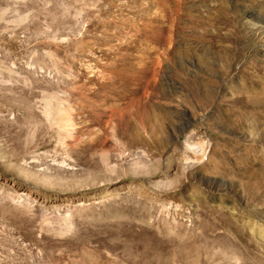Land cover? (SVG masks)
<instances>
[{
	"label": "rangeland",
	"instance_id": "374dc122",
	"mask_svg": "<svg viewBox=\"0 0 264 264\" xmlns=\"http://www.w3.org/2000/svg\"><path fill=\"white\" fill-rule=\"evenodd\" d=\"M263 88L264 0H0V264H264Z\"/></svg>",
	"mask_w": 264,
	"mask_h": 264
},
{
	"label": "bare ground",
	"instance_id": "6f19581e",
	"mask_svg": "<svg viewBox=\"0 0 264 264\" xmlns=\"http://www.w3.org/2000/svg\"><path fill=\"white\" fill-rule=\"evenodd\" d=\"M251 67L253 68L254 71L259 72V66L257 64H254V66H251ZM260 99L261 98L258 96V93H257L256 95H253V96L241 97V99L238 100V102H243L246 107H259L261 104H263L262 100H260ZM262 99H263V97H262ZM239 244H241V243H239Z\"/></svg>",
	"mask_w": 264,
	"mask_h": 264
}]
</instances>
